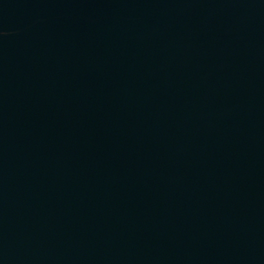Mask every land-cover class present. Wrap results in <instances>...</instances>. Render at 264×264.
I'll return each instance as SVG.
<instances>
[{
  "label": "water",
  "instance_id": "95a60500",
  "mask_svg": "<svg viewBox=\"0 0 264 264\" xmlns=\"http://www.w3.org/2000/svg\"><path fill=\"white\" fill-rule=\"evenodd\" d=\"M0 264H264V0H0Z\"/></svg>",
  "mask_w": 264,
  "mask_h": 264
}]
</instances>
